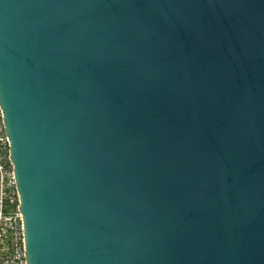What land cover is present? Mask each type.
Listing matches in <instances>:
<instances>
[{"label":"water","instance_id":"95a60500","mask_svg":"<svg viewBox=\"0 0 264 264\" xmlns=\"http://www.w3.org/2000/svg\"><path fill=\"white\" fill-rule=\"evenodd\" d=\"M0 109L26 264H264V0H0Z\"/></svg>","mask_w":264,"mask_h":264},{"label":"built area","instance_id":"2783aa9c","mask_svg":"<svg viewBox=\"0 0 264 264\" xmlns=\"http://www.w3.org/2000/svg\"><path fill=\"white\" fill-rule=\"evenodd\" d=\"M0 264H26L19 198L0 109Z\"/></svg>","mask_w":264,"mask_h":264}]
</instances>
